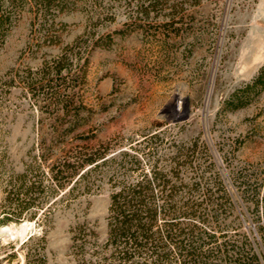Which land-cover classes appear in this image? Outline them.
I'll list each match as a JSON object with an SVG mask.
<instances>
[{"label": "rangeland", "instance_id": "374dc122", "mask_svg": "<svg viewBox=\"0 0 264 264\" xmlns=\"http://www.w3.org/2000/svg\"><path fill=\"white\" fill-rule=\"evenodd\" d=\"M145 1L0 0V264L112 257L106 240L115 168H98L95 192L66 208L52 185L22 210L14 202L17 176L45 187L64 157L112 156L157 130L178 142H205L241 217L224 200L223 233L260 243L264 88L253 82L264 66V0H150L154 7L142 12ZM236 94L242 105L228 108ZM54 115L65 118L62 126L46 120ZM78 226L92 235L83 249L73 239ZM21 227L23 236L2 232Z\"/></svg>", "mask_w": 264, "mask_h": 264}, {"label": "trees", "instance_id": "16d2710c", "mask_svg": "<svg viewBox=\"0 0 264 264\" xmlns=\"http://www.w3.org/2000/svg\"><path fill=\"white\" fill-rule=\"evenodd\" d=\"M146 2L140 7L142 12L154 7L152 1L148 0L147 5ZM258 82H263L264 88V66L253 85ZM240 102L241 97L236 94L226 106L235 109L242 105ZM46 120L62 126L65 118L54 115ZM79 122L75 119L73 125ZM41 140L45 142L44 137ZM110 155L78 153L64 157L57 169L49 170L45 187L43 181L18 175L16 181L21 183V190L14 202L22 210L27 209L39 200L37 192L44 188L50 192L54 185L66 208L80 195L95 192L97 169L109 165L115 168L109 180L118 189L110 196L106 245L115 246V250L112 257H82L79 264H264V229L260 243L247 233L238 232L235 239L223 233V201L228 200L230 210L238 214L237 207L209 147L200 138L178 142L167 131L157 130L136 140L129 149ZM237 181L233 177L235 186ZM240 185L246 196V183ZM51 197L49 194L46 199ZM4 214L12 216L9 212ZM50 215L51 211L45 213V217ZM205 225L214 231H205ZM85 230L83 226L75 229V248L83 249L87 242L92 243V235Z\"/></svg>", "mask_w": 264, "mask_h": 264}, {"label": "bare ground", "instance_id": "6f19581e", "mask_svg": "<svg viewBox=\"0 0 264 264\" xmlns=\"http://www.w3.org/2000/svg\"><path fill=\"white\" fill-rule=\"evenodd\" d=\"M2 232H8L15 236H18V235L23 236L26 233V228L21 227L20 229H6V230H2Z\"/></svg>", "mask_w": 264, "mask_h": 264}, {"label": "water", "instance_id": "95a60500", "mask_svg": "<svg viewBox=\"0 0 264 264\" xmlns=\"http://www.w3.org/2000/svg\"><path fill=\"white\" fill-rule=\"evenodd\" d=\"M188 118V115H185L182 120H186ZM179 119L173 120L174 122H178Z\"/></svg>", "mask_w": 264, "mask_h": 264}]
</instances>
